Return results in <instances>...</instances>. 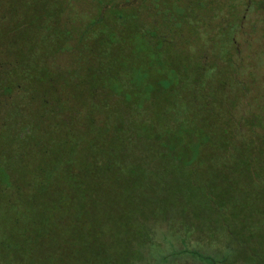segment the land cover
<instances>
[{"label": "rangeland", "instance_id": "374dc122", "mask_svg": "<svg viewBox=\"0 0 264 264\" xmlns=\"http://www.w3.org/2000/svg\"><path fill=\"white\" fill-rule=\"evenodd\" d=\"M263 1L0 0V264H264Z\"/></svg>", "mask_w": 264, "mask_h": 264}, {"label": "trees", "instance_id": "16d2710c", "mask_svg": "<svg viewBox=\"0 0 264 264\" xmlns=\"http://www.w3.org/2000/svg\"><path fill=\"white\" fill-rule=\"evenodd\" d=\"M108 82L112 83L114 85L115 80L109 79ZM160 85L162 87L165 86L167 88L168 83L163 80L162 82H160ZM112 90L115 93L119 92V90H117L116 88L112 89ZM166 140H168V141H172V140L178 141L179 140V143H176L175 145H172V146L170 145L169 147L166 145L165 150H163V153H162V155L164 157L170 158L176 162H180L183 165H191L193 163V161L197 158V155L199 153L198 152L199 146L197 143L192 144V145L191 144L190 145L183 144L185 146L184 147L185 150H177L178 149L177 147H180L182 145V142H180V139L177 140V138L174 135H170L167 137ZM208 140H209V137L205 136L201 139V142L199 144L201 145L203 143H206ZM3 172H4L5 177H3L2 181H5V182L0 181V184L7 187V186H9V183L7 181V175H6L5 171H3ZM253 176L255 179L257 178L261 182V184L263 185V189H264V181L260 180V178L255 173H253ZM232 235H233V233H232ZM177 254H180V255H177ZM180 256H182V257L183 256L193 257V258H196L205 264H215L216 263V259L213 257V255L204 254L195 248H188V247H185V248L178 250V251H175V252H171V250L170 251L168 250V252H166L165 255L163 254L162 256H158L157 258H159V260L162 259V263L165 262V264H176V262L173 260V258L180 257ZM225 259H226V254H224L223 257H221L220 261L225 260Z\"/></svg>", "mask_w": 264, "mask_h": 264}, {"label": "flooded vegetation", "instance_id": "af4514ba", "mask_svg": "<svg viewBox=\"0 0 264 264\" xmlns=\"http://www.w3.org/2000/svg\"><path fill=\"white\" fill-rule=\"evenodd\" d=\"M263 7H264V1H263Z\"/></svg>", "mask_w": 264, "mask_h": 264}]
</instances>
